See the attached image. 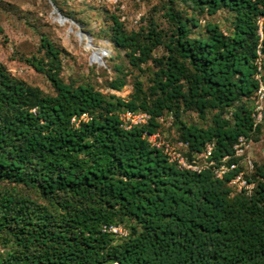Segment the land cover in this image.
I'll use <instances>...</instances> for the list:
<instances>
[{
  "label": "trees",
  "instance_id": "16d2710c",
  "mask_svg": "<svg viewBox=\"0 0 264 264\" xmlns=\"http://www.w3.org/2000/svg\"><path fill=\"white\" fill-rule=\"evenodd\" d=\"M120 2V15L106 12L105 36L132 68H146L127 99L64 81L65 50L45 34L24 61L50 93L0 64V264H264V169L254 163L245 174L254 183L247 194L229 184L235 172L178 169L142 137L175 125L167 140L186 143L189 156L212 143L214 159L231 155L240 135L252 140L264 124L254 129L252 118L258 50L264 81V0H160L166 29L151 15L131 30ZM219 11L230 15L227 31L204 19ZM128 109L151 119L124 130ZM170 113V125L157 121Z\"/></svg>",
  "mask_w": 264,
  "mask_h": 264
},
{
  "label": "rangeland",
  "instance_id": "374dc122",
  "mask_svg": "<svg viewBox=\"0 0 264 264\" xmlns=\"http://www.w3.org/2000/svg\"><path fill=\"white\" fill-rule=\"evenodd\" d=\"M65 18L59 21L57 11L49 0H0V64L6 66L10 73L26 83L37 86L44 92H51V86L46 76L29 66L24 58L35 53L41 34L47 35L58 46L65 50L63 55V70L61 77L66 82L92 83L103 93H112L127 99L133 90L136 77L146 82L145 72L132 68L125 51L113 49L106 38L105 31L110 23L106 12L121 11L115 7L123 5L125 18L121 20L128 30L136 29L139 21L146 24V17L154 15L160 27L166 29V23L161 16L160 0H57ZM158 8V10H157ZM205 20L217 22L225 31L231 25L227 11L205 17ZM205 20H200L198 27H193V33L203 30ZM84 36V37H83ZM91 39V45L87 43ZM102 51V59L91 60L93 51ZM162 48L155 51L160 54ZM101 54V52H99ZM114 65L120 70L115 71ZM123 77L124 85L119 89H111L108 84L112 79ZM209 117V116H208ZM184 121L199 124L195 113L182 115ZM163 134L174 140L177 137L175 125L163 127ZM253 163L264 169V124L252 138V144L247 151Z\"/></svg>",
  "mask_w": 264,
  "mask_h": 264
},
{
  "label": "built area",
  "instance_id": "2783aa9c",
  "mask_svg": "<svg viewBox=\"0 0 264 264\" xmlns=\"http://www.w3.org/2000/svg\"><path fill=\"white\" fill-rule=\"evenodd\" d=\"M124 6L121 5V8ZM125 15H122V19ZM258 33L260 39L263 37L264 19H258ZM259 57L256 60L257 73L255 78L258 80V88L256 91V99L253 105V128L257 127L264 120V81L261 79V57L260 51H257ZM89 116L81 114L73 116L71 122L78 126L79 122L87 121ZM120 127L124 130H130L135 126L146 125L150 119L151 114L142 110H125L119 115ZM158 122L171 124L172 114L161 115L157 118ZM142 137L154 148L159 149L165 154L171 163H174L178 169L188 170L196 173L202 172L206 168H210L215 177L222 179L229 172H235L231 177L229 184L237 191H244L249 194L253 188L254 183L248 181L245 177L247 172L254 169L252 158L247 154L248 149L252 144V140L244 135H240L233 146L231 155H224L220 159L213 158L214 145L208 143L202 152H194L191 156L186 154L187 144L181 140L171 142L167 140L160 131L147 132L144 131ZM104 229L113 231L119 234H124L125 231L121 226L107 225Z\"/></svg>",
  "mask_w": 264,
  "mask_h": 264
},
{
  "label": "water",
  "instance_id": "95a60500",
  "mask_svg": "<svg viewBox=\"0 0 264 264\" xmlns=\"http://www.w3.org/2000/svg\"><path fill=\"white\" fill-rule=\"evenodd\" d=\"M52 6H53L54 10L57 11L59 21H63L65 18L61 15V13L59 12V10L56 8V6H55L54 4H52ZM87 43H88L89 45H91V39H90L89 37H87ZM94 52L97 53L99 59H101L102 54H104V52H102V51H99V52H101V54H99V52L96 51V50H94L93 53H94ZM93 53H92V54H93ZM91 60L93 61L92 56H91Z\"/></svg>",
  "mask_w": 264,
  "mask_h": 264
},
{
  "label": "bare ground",
  "instance_id": "6f19581e",
  "mask_svg": "<svg viewBox=\"0 0 264 264\" xmlns=\"http://www.w3.org/2000/svg\"><path fill=\"white\" fill-rule=\"evenodd\" d=\"M83 37H84V36H83ZM99 54H100V53H99ZM92 59H93L94 62H98V61L101 60L102 58L99 59L97 53L94 52V53L92 54Z\"/></svg>",
  "mask_w": 264,
  "mask_h": 264
}]
</instances>
